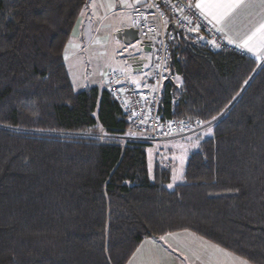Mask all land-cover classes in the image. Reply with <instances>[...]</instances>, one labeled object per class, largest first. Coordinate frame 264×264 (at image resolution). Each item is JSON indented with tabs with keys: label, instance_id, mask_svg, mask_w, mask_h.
Segmentation results:
<instances>
[{
	"label": "trees",
	"instance_id": "16d2710c",
	"mask_svg": "<svg viewBox=\"0 0 264 264\" xmlns=\"http://www.w3.org/2000/svg\"><path fill=\"white\" fill-rule=\"evenodd\" d=\"M87 1L0 0V264H126L183 230L264 264V60L174 33L159 114L214 123L168 189L149 143L114 138L129 128L119 102L69 79Z\"/></svg>",
	"mask_w": 264,
	"mask_h": 264
},
{
	"label": "rangeland",
	"instance_id": "374dc122",
	"mask_svg": "<svg viewBox=\"0 0 264 264\" xmlns=\"http://www.w3.org/2000/svg\"><path fill=\"white\" fill-rule=\"evenodd\" d=\"M139 2L141 0H133L131 3H128L127 0L87 1L81 20L74 28L73 38L63 52L67 74L76 92L91 86L101 87L104 75L113 71L121 73L130 85L136 88L141 87L142 80L150 71V55L144 53L138 43L126 45L114 36L120 30L121 25L125 23L124 18L129 17V12ZM134 53H141L142 56L145 55L144 57L149 58L139 71L134 70L129 62ZM210 125L211 123L201 124L193 131L176 138H169L171 140L167 142H157L147 148L150 170L154 167V162L170 168L171 176L166 185L168 189L185 182L183 175L189 154L195 150L202 139L209 136ZM95 136L101 139L108 137L99 131ZM114 138L133 139L127 137V134ZM158 149H165L169 151V154L172 152L171 150L174 152L159 162L156 158Z\"/></svg>",
	"mask_w": 264,
	"mask_h": 264
},
{
	"label": "built area",
	"instance_id": "2783aa9c",
	"mask_svg": "<svg viewBox=\"0 0 264 264\" xmlns=\"http://www.w3.org/2000/svg\"><path fill=\"white\" fill-rule=\"evenodd\" d=\"M160 6L173 23L183 34L201 33L211 52L229 50L239 55L246 53L236 45L225 41L222 34L202 15L196 12L194 0H158ZM192 5V7H189ZM158 17V9L150 3L146 7L138 6L132 15V26L138 30L140 40L157 37L153 20ZM191 21V23H189ZM174 33L159 35L154 50L153 69L149 76L154 89L135 88L124 81L119 72H107L103 77L106 90L119 102L123 112L127 115L129 128L127 137L132 140L149 143L150 145L169 138L179 137L187 132L199 128L196 120L162 119L159 114V98L161 83L168 80L169 43ZM139 137V138H137ZM165 149L156 150V158L160 160L169 156Z\"/></svg>",
	"mask_w": 264,
	"mask_h": 264
},
{
	"label": "crops",
	"instance_id": "0c3cea01",
	"mask_svg": "<svg viewBox=\"0 0 264 264\" xmlns=\"http://www.w3.org/2000/svg\"><path fill=\"white\" fill-rule=\"evenodd\" d=\"M127 1L128 3H131L133 0ZM124 2H122V4H125ZM198 2L199 0H194V5ZM150 3L154 4L158 9V17L157 19L153 20L157 31V37H150L146 39L151 46V50L149 52H143L150 55L151 66L149 74H147L142 80L140 88L152 90L154 89V86L150 83L149 76L153 69L154 50L158 43L159 35H168L169 32L175 33L172 29H169L171 21L168 15L160 6L158 0H141V2H139L129 12V17L124 18L125 23L121 25L120 29L131 27L133 25L132 15L136 7H146ZM124 6L126 7V5ZM83 10L81 12V16ZM195 10L207 21H209L217 30L222 29V31L219 32L222 34L227 43L236 46L239 44L241 45L239 49L243 50L247 56L252 57L257 61L263 60L264 33H257L253 40L249 42L248 47H251L253 49L252 51H249L248 47H245L242 43L245 39H247L248 36H251L257 28H259L260 24L264 23V5H261L259 0H256L255 3H251L246 7H242L233 16L222 23H217L211 18H206L197 8H195ZM72 38L73 37L70 38L68 44ZM144 56L145 55L142 56L141 53L133 54L132 57H137L143 60L141 68H135L134 70H141L145 64L144 60H149V58ZM124 81L127 83L125 78ZM101 83H103V80H101ZM103 84H101V87L105 88V85ZM169 140L171 139L165 140L163 142H167ZM171 151V153L174 152L173 150ZM241 260L244 261L245 264H251L250 262L228 252L227 250L203 239L195 233L183 230L168 233L159 238L144 239L126 264H240Z\"/></svg>",
	"mask_w": 264,
	"mask_h": 264
},
{
	"label": "snow or ice",
	"instance_id": "6c2138e0",
	"mask_svg": "<svg viewBox=\"0 0 264 264\" xmlns=\"http://www.w3.org/2000/svg\"><path fill=\"white\" fill-rule=\"evenodd\" d=\"M255 2L256 0H199L194 6L199 9L201 14L206 18H211L217 23H222L233 16L242 7H246ZM259 3L264 5V0H259ZM189 7H192V5H189ZM189 23H191V21H189ZM218 31H222V29H218ZM257 33H264V23L260 24L259 28L242 42L243 45L248 47L249 42L253 40ZM240 46L239 44L237 45V47ZM248 50L252 51L253 49L248 47ZM169 187H171V185H169ZM240 264H245V262L241 260Z\"/></svg>",
	"mask_w": 264,
	"mask_h": 264
},
{
	"label": "water",
	"instance_id": "95a60500",
	"mask_svg": "<svg viewBox=\"0 0 264 264\" xmlns=\"http://www.w3.org/2000/svg\"><path fill=\"white\" fill-rule=\"evenodd\" d=\"M169 29H172L175 33L179 32L178 28L173 23L169 25ZM114 36L117 40L124 42L126 45L138 43L139 47L144 52H149L151 50L149 42L147 40L140 41L138 36V30L132 26L120 29L116 34H114ZM129 62L131 63L133 69H139L143 64V60L137 57H132ZM144 62H146V60H144ZM213 123H211V125Z\"/></svg>",
	"mask_w": 264,
	"mask_h": 264
},
{
	"label": "bare ground",
	"instance_id": "6f19581e",
	"mask_svg": "<svg viewBox=\"0 0 264 264\" xmlns=\"http://www.w3.org/2000/svg\"><path fill=\"white\" fill-rule=\"evenodd\" d=\"M133 27V26H132ZM140 40V39H139ZM140 41H143V40H140Z\"/></svg>",
	"mask_w": 264,
	"mask_h": 264
}]
</instances>
